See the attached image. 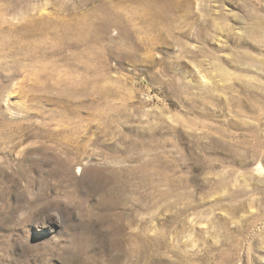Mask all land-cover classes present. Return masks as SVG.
<instances>
[{
  "label": "rangeland",
  "instance_id": "374dc122",
  "mask_svg": "<svg viewBox=\"0 0 264 264\" xmlns=\"http://www.w3.org/2000/svg\"><path fill=\"white\" fill-rule=\"evenodd\" d=\"M18 1V28L32 13L103 30L95 46L49 36L36 62L64 77L75 54L104 60L74 97L23 94L24 75L2 101L19 106L2 123L36 125L0 141V264H264V0H183L189 19L177 0ZM148 3L181 42L128 27Z\"/></svg>",
  "mask_w": 264,
  "mask_h": 264
},
{
  "label": "bare ground",
  "instance_id": "6f19581e",
  "mask_svg": "<svg viewBox=\"0 0 264 264\" xmlns=\"http://www.w3.org/2000/svg\"><path fill=\"white\" fill-rule=\"evenodd\" d=\"M190 2H191V4H188V5H184L183 0L182 1L177 0V3L175 2L176 3L175 4L176 9L180 12H181V10H183V5L186 7L184 10H186L187 12H185V15L182 14L184 17H187L186 19H189V17L191 15L195 16V13L193 11L194 10L193 8L195 6L194 5L195 1L194 2L190 1ZM169 3H172V1ZM148 4H150V3H148ZM170 5H172V4H170ZM19 6H20V2L17 0V2H15V3H10V4L3 6V8H0V115L5 114L7 112L8 113L12 112V109L18 110V107H19L18 105H15L12 107H11V105H9L8 107L4 108V104H2V101L4 100V98L9 97V95L13 91H15L16 87L14 86V83L17 82V80H16V82L14 81L15 79H19L22 76L24 77V75H26V76L28 75L30 77V79L33 83L30 82V84L25 85L26 84V83H24V82H26L25 79H23L21 82L22 83L21 92H23V94L27 93L28 96L32 95V96L37 97L36 94L41 93V95L43 94V96L46 95L49 97L53 91L58 90V91H60V93L65 94L67 97H74L81 91L78 89L77 85L82 86L83 84H91L89 82V80H91V79H88V76L82 74L80 71H82V70L85 71L86 69H88L89 72L94 70L97 73V70H99V68H100L99 63L102 64L103 60H104L103 55H101V53L95 49H94V52H95L94 55L95 56L92 57L90 55L92 58H87L86 55L85 56H79V54L78 55L75 54V55L70 57V61L73 60V62H74L75 58L77 60L79 58V60L81 61L79 64V67L82 70L77 69L76 72H74L71 69L69 71L66 70L65 74L63 75L64 77H60L59 75H57L53 71L54 69L52 68V65H50L49 62H45V64H42L41 61L36 62V55L37 54L41 53V56L43 57V59L46 58V56H47V54L45 53L46 50L44 52L43 47H44V45H46L48 43L49 39L51 40V38L49 36H55L56 40L58 39L60 41L59 43H61V44L67 43L68 47H76V46H80L81 44H93L95 46L96 43H99V41L102 40L103 30L101 31L102 28L95 26L93 21L91 22L90 19L86 16L83 17L82 19L78 18V20L75 22H73L72 20L67 21L65 19L67 21L66 22L65 20H63L62 17H60V18L50 17L48 19H43V20L40 19V21H39L33 15H31L32 13L24 16V14H22L20 12H19L20 15L24 19L23 21H25V26L18 28L17 25H14L11 22L12 20H9L10 18L8 19V15L11 14V12L16 13ZM164 6H166V5H164ZM199 6H201V5H199ZM172 8H173V6H172ZM202 8H203V6H202ZM68 9H70V8H68ZM165 9H166L165 11H168L167 6L165 7ZM205 9H207V7H205ZM110 10H111L110 12H109V10L106 11L109 13V15L111 12H113L112 9H110ZM158 10L160 11V8H159V6L157 8V6H155V3L147 5V6L144 5V7L141 6L140 10H133L135 14L136 13L141 14L142 25H141V27L140 26L138 27V26H135V24H132V25L130 24L128 27L132 28L134 30L146 29V30H152L153 32L158 31L157 33H159L160 31H163L164 34L161 35V33H159L160 36L155 39V40H157L158 43L159 42L165 43L170 38L172 39L171 43L172 42H178V41L181 42L180 39L175 37V32H176V30L180 29L179 27L183 23L179 22L177 24V26H174L175 24H173L171 22H162L161 17L158 15V13H159ZM114 11L117 12V10H114ZM133 11H132V13H133ZM171 11H173V10H171ZM21 12H23V11H21ZM114 14H115V12H114ZM128 14H129V12H128ZM162 14H165V13H162ZM173 14H174V12H173ZM133 16H134V14H133ZM167 16H169V15H167ZM194 16H193V18H194ZM95 18H97V17H95ZM138 18H139V16H138ZM162 19H163V17H162ZM168 20H170V19H168ZM194 20L196 22V19H194ZM118 21H119V19H118ZM160 25H163L164 30H161L162 28L159 29ZM187 25H188V23H187ZM208 26H209V24H208ZM193 27H194V25H193ZM137 32H139V31H137ZM16 34H19V36ZM70 35L74 36L73 39L75 41H74L73 45H71L72 43L70 44V42H68V40L70 39ZM35 36H40V38H36ZM123 41L124 40L121 39V43ZM141 41L143 42L144 40H141ZM53 42H54V40H53ZM126 42L127 41L125 40V43ZM128 42H129V40H128ZM55 43L57 44L58 42L56 41ZM58 45H60V44H58ZM63 45L64 44H62V46ZM182 46H184V45H182ZM100 51H102V50H100ZM133 52H134V50H133ZM8 62L11 65H9ZM237 62H238V60H237ZM26 73H28V74H26ZM28 76L26 78H28ZM13 81H14V83H13ZM73 83L75 84V86H73L74 85ZM92 86H95V84ZM94 89H95V87H94ZM51 101H53V100H51ZM28 110L25 111L23 114H29ZM39 114L34 113L35 117H37V116L39 117ZM40 116H42V119H43L42 123L44 126L40 127L41 125L39 124L37 126V128L49 129L50 126L53 124L52 118H48L51 120H49V122H45L44 120L46 119V117L43 114H41ZM22 118H24V115H22ZM1 120L2 119H0V141L4 142V143L15 142V140L18 138L19 133H22V137L23 136L26 137L29 134V130H33L32 127L36 125V123L28 122L29 124H26L24 126L23 123H25V122H16L17 118L14 119L13 122H7V123H2ZM27 131H28V134L25 133ZM55 134L56 133L54 131L49 130L47 133V136L50 139H54ZM9 139H14V140L8 141ZM59 140L60 141H57V143H58L57 146L60 145L61 151L69 157L74 155L77 151H79L82 148V145H81L82 142H79V143L77 142L76 147H73L72 144L74 143V141H70L71 139L64 140V138H60ZM16 144L20 145L21 141L16 143ZM67 165H69V164H67Z\"/></svg>",
  "mask_w": 264,
  "mask_h": 264
}]
</instances>
